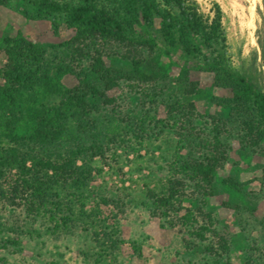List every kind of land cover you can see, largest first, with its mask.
<instances>
[{
    "label": "rangeland",
    "instance_id": "374dc122",
    "mask_svg": "<svg viewBox=\"0 0 264 264\" xmlns=\"http://www.w3.org/2000/svg\"><path fill=\"white\" fill-rule=\"evenodd\" d=\"M154 1L161 13L176 15L165 0ZM187 2L207 23L214 5L222 13L221 37L203 54L209 60L223 58L233 74L264 92V0ZM24 15L34 17L21 0L0 7V71L16 70L22 78L10 103L0 98V155L14 148L24 162L21 168L0 167V264H264V142H241L234 127L228 128L230 135L223 139L227 161L213 177V196H202L201 185L174 173V161L197 153L190 144L179 150V135L201 136L208 133L209 118L226 120L229 111L212 99L230 93L216 88L215 72L176 49L169 79L160 86L120 83L105 93L110 105L86 94L90 110L63 111L59 139L40 144L34 140L36 111L57 109L61 102L45 94L43 83L58 80L74 89L87 63L76 66L66 58L63 44L72 32L64 27L54 32L49 21ZM133 28L139 36L142 23ZM165 32V23L154 17L152 37L161 50ZM5 39L39 48V69L8 50ZM127 53L115 46L101 52L105 71H129ZM189 83L198 85L199 94L183 99L181 91ZM3 86L0 79V92ZM150 94L159 96L156 104L144 97ZM176 101L193 110H179L177 127L167 128L174 124L168 113ZM48 162L70 166L71 179L46 173L40 165ZM35 180L46 186L36 204L41 210L30 214L29 186ZM170 183H176L177 194L162 205Z\"/></svg>",
    "mask_w": 264,
    "mask_h": 264
},
{
    "label": "trees",
    "instance_id": "16d2710c",
    "mask_svg": "<svg viewBox=\"0 0 264 264\" xmlns=\"http://www.w3.org/2000/svg\"><path fill=\"white\" fill-rule=\"evenodd\" d=\"M21 1L30 6L34 15V17L24 15L26 18L47 20L54 32L64 27L73 33L74 36L63 44L70 64L77 66L84 60L87 63V67L80 73V85L74 89L63 87L58 80L50 79L43 83L45 94L58 96L61 102L57 109L36 111L38 131L34 140L38 143L49 145L59 139L58 124L65 112L72 109H80L83 112L90 110L91 105L86 102L88 95L98 97L103 104L110 105L111 102L105 93L120 83L141 89L160 86L169 79L173 65L172 55L176 49L182 51L183 58L196 60L204 65L201 66L202 69L214 71L216 88L229 91L230 97L212 99L213 104L229 112L223 121L209 118L206 125L207 135L199 136L192 132H182L179 135L178 146L194 145V150L199 152V155L196 152L190 153L186 159L179 157L174 161L175 175L198 184V188L201 185L204 191L202 196H213V177L227 161V146L223 139L230 135L228 128L234 127L241 142H264L263 90L246 77L233 74L223 58L209 60L203 54L206 47L211 43H217L221 37L222 13L217 5H214L213 19L207 23L187 0H165V6L170 11H176V15L161 13L159 5L154 0H69L64 3L54 0ZM7 2L8 0H0V7L6 6ZM154 17L160 18L166 25L164 36L166 48L163 50L159 49L157 41L152 37ZM137 21L142 23L139 36H135L133 28ZM223 41L224 39H221V42ZM3 44L17 57L29 62L32 67L39 69L41 66L43 53L36 46L21 39H5ZM113 46L128 50L125 60L129 62V71H105L101 52ZM183 72L184 68H181L180 73ZM0 79L4 83L0 98L10 103L22 78L13 70L9 73L0 71ZM98 87H102V92ZM181 93L183 99L197 96L198 85L189 83L183 87ZM144 97L152 99L156 104L159 96L150 94ZM182 105L183 103L178 101L171 105L168 121L174 124L167 128L177 127L174 115L179 110L182 108L193 110L191 104L185 105L186 107ZM156 124L161 128L165 127L164 122ZM5 128L11 133L8 125ZM178 149L180 150L181 146ZM18 156V151L14 148L1 154L0 167L21 168L24 162L19 161ZM40 167L55 178L60 175L63 180H70L73 175L70 166L62 167L48 162ZM33 183V186H29L31 201L27 205V212L30 214L41 210L36 208V204L37 206L41 204L43 187L46 186L37 180ZM175 184L170 183L171 187L166 192L165 200L160 201V204L166 205L175 198L177 194ZM177 185H181L180 181ZM200 231L202 233L203 229ZM224 249L221 247L222 252Z\"/></svg>",
    "mask_w": 264,
    "mask_h": 264
},
{
    "label": "bare ground",
    "instance_id": "6f19581e",
    "mask_svg": "<svg viewBox=\"0 0 264 264\" xmlns=\"http://www.w3.org/2000/svg\"><path fill=\"white\" fill-rule=\"evenodd\" d=\"M253 1H255L256 2V0H253ZM251 13H250V20H252L253 19V14H252V12H253V9H251V11H250Z\"/></svg>",
    "mask_w": 264,
    "mask_h": 264
}]
</instances>
